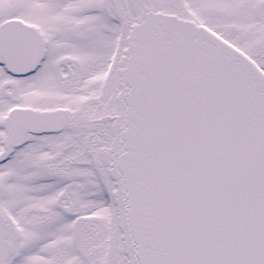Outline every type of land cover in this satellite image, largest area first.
Instances as JSON below:
<instances>
[{
    "label": "snow or ice",
    "instance_id": "snow-or-ice-1",
    "mask_svg": "<svg viewBox=\"0 0 264 264\" xmlns=\"http://www.w3.org/2000/svg\"><path fill=\"white\" fill-rule=\"evenodd\" d=\"M0 264H264V0H0Z\"/></svg>",
    "mask_w": 264,
    "mask_h": 264
}]
</instances>
